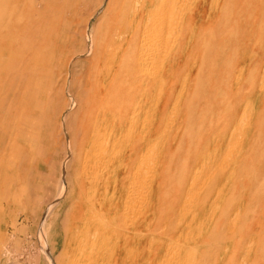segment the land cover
Returning a JSON list of instances; mask_svg holds the SVG:
<instances>
[{"label":"rangeland","instance_id":"1","mask_svg":"<svg viewBox=\"0 0 264 264\" xmlns=\"http://www.w3.org/2000/svg\"><path fill=\"white\" fill-rule=\"evenodd\" d=\"M197 1L180 4L176 15L189 27L163 30L165 40L172 37L170 53L151 62L131 89L146 96L139 132L158 113V122L171 126L158 213L151 216L162 223L138 229L141 264H264V0ZM119 6L127 12L107 15ZM140 6L141 0H0V264L108 257L123 235L117 210L125 183L137 190L127 223L143 217L155 164H145L136 179L118 175L135 127L116 136L104 130L94 149H78L83 123L100 100L92 91L99 75L89 36L126 39ZM106 49L103 60L117 57L118 49ZM125 51L133 60V49ZM133 75L131 66L123 70L115 84L121 93ZM77 94L85 102L78 112ZM156 138L162 144V130ZM205 154L212 159L201 163ZM194 170L202 173L197 180ZM204 200L203 208L215 204V215L198 219L189 237L171 234ZM134 254L130 249L126 259Z\"/></svg>","mask_w":264,"mask_h":264},{"label":"bare ground","instance_id":"2","mask_svg":"<svg viewBox=\"0 0 264 264\" xmlns=\"http://www.w3.org/2000/svg\"><path fill=\"white\" fill-rule=\"evenodd\" d=\"M118 1L119 0H113V3L118 2ZM185 1H187V0H141V6H140V8L135 10L136 11V15L134 14L135 20H134L133 24L130 26V30L126 36V39L122 40L120 37V38H117L116 40H113L110 38L111 41H108V39L106 38V35L102 36V37L100 36L102 33L101 34L99 33L100 35L96 34L94 37L89 36L88 47L90 48V51H91L90 62H93L94 68L98 69V75H99L98 81H97L99 84H96L95 88L93 87L92 91H94V94L97 95V99H100V100H99V104L96 102L93 104L94 105L93 108H92V106L90 107V108H92V113L87 116V118H86L87 120L83 123V130L86 132L85 133L86 138H84L81 145H79V147H78L79 152H82L84 149H88V148L94 149V147L100 141L99 140L100 133L104 130H108V131H110L111 134L115 135L118 133H123L124 129L127 126H131L132 128L134 126L135 127V133H134L133 139H132L131 143L127 146V148L123 151L125 167L122 171L119 172L118 175L120 177H123L124 181H126V178L128 179V177H131L132 179H136L140 175L141 170L145 164H147L151 161H153L152 163L155 164V171L153 170L154 173L151 176L153 178H152L151 182H149V184L147 185V187L145 189V193H146L145 208L144 209L143 208L139 209L140 207L138 208V210L143 209V212H141L143 217H141V218L139 217L137 220V216L135 215L137 221L134 220L131 223L129 222V224L127 223L126 218H125V214H127L131 210L133 212L134 205L136 203L135 198L137 196V190L133 189V188H129L128 184L126 185V183H125L124 187H122V189L120 191V195H119L120 201H119V207L117 210V216L122 218V219H120V222H121L120 224L122 225V228H123V231H122L123 235L121 236V240L115 245L112 254H110L106 258H99V257L90 258L89 262L91 264H141V254H142L141 245L143 243L144 237L139 234L138 229L141 228V225H144V226L148 227L150 230L151 228H153L152 226L156 227L162 223V221L158 222L155 220L152 222L151 216L153 214L156 215V213H158L155 210V208H156V205L160 203V199L156 196V193H158V190L162 186V181L164 180L163 177L165 174V173H163V169L166 166L165 162L161 161V158L164 157L163 153L165 152L166 145H167V135H168V133H170L171 126L170 125L169 126L164 125V127H163L162 124L158 122L159 120H157V118L159 117V113H158V114H155V115H157L156 120H155V124H152L150 127L148 125L146 130L144 129V131L139 132L137 130V128H138L137 122L139 120V116L141 115V113L143 111L142 101H143V99L146 98V96H145L144 89H141L142 93H140V94L133 93L131 89L134 86L133 84H135V81L140 80L139 76H141L142 74H145V75L147 74V72L149 70L148 68H149L151 62L156 61V60L158 61L159 58L163 55L166 57V53H168V51H169L168 46L171 47L170 43H172V42H170V41L172 40V37H171V39L168 38V40H165L166 38H163V36H162L163 30L168 28V29H174L173 31H177V29H178V31H180V30H185L189 27V22L187 21V19H185V17L179 18V14L176 15L178 12V9L180 8V4H183ZM191 1H194V4H197L196 3L197 0H191ZM183 5H186V2ZM124 7L125 6H119L117 8H113L110 10V12L107 15H117L119 13H124L125 11L127 12V8L124 9ZM181 8H182V6H181ZM131 12H132V10H131ZM179 13H181V12H179ZM177 19H178V21H177ZM115 31H116V29H115ZM124 31H121L118 33L120 35H123V33H125ZM174 34H176V33L174 32ZM192 38H194V37H192ZM176 43L174 42L173 43L174 45L172 44L173 50L177 48ZM107 47H113V49L119 50V51H117L118 53H117L116 58H114V59L108 58L107 59L108 61L103 60L104 57H102V56L104 55V53H106ZM128 48H130V50L133 49L132 52H135V54L133 56V60L128 59V61H126L127 57L126 58L123 57V56H125V55H123V52ZM170 51H169V53H170ZM128 52H130V51H128ZM129 55L131 56V54H129ZM122 58H124V59L122 60ZM164 59L166 60V58H164ZM163 62L164 61L161 60V63H163ZM158 63H159V61H158ZM130 66L134 69V75H133L134 81L132 83H128L129 90H127V93H125V92L121 93L122 90L120 89L119 86L118 87L115 86V84L118 81H119V83L122 82L121 79L124 78V77H122L123 70H126V68H128ZM159 67H156V70L159 69L160 72H162L160 69L161 67L160 68ZM163 69H165V68H163ZM241 69H242V67H241ZM121 70H122V72H121ZM159 70H158V73L160 74ZM125 77H127V76H125ZM147 78H148V75H147ZM144 82L142 81V83H144ZM142 86H143V84H142ZM147 86H148V83H147ZM155 87H157V86H155ZM159 90H161V89H159ZM155 91H156V89H155ZM83 92H86V91L83 90ZM137 95L138 96L142 95V96L139 99V101H138L139 97H137V102H133V101H135ZM179 96L182 97V95H179ZM85 97H88V94ZM155 98H154V100H155ZM129 100L132 102L131 103L127 102ZM177 101H178V98H177ZM72 102L76 104V106H77L76 112H78V110L81 109V107H82L84 99L79 97V95L77 94L75 101L73 100ZM179 102H180V100H179ZM84 104H85V102H84ZM176 104H177V102H176ZM166 105H168V104H166ZM174 105H175V103H174ZM165 106H163L161 108L165 109L166 108ZM72 107H74V106L72 105ZM144 107L146 108V106H144ZM157 108H158V106H157ZM175 111H177V109H175ZM152 113H154V112H152ZM178 114H179V112H177V115ZM160 116H162V114H160ZM180 121H181L180 123L183 122V117H181ZM176 128H177V126H176ZM130 130H132V129H130ZM160 130H162L163 139H164V140L162 139L163 140L161 142L162 144H160L156 138V133ZM178 137H179V134L177 132H175L173 138L171 139L172 146L176 144ZM118 140H119V138H118ZM107 142L111 143V140L107 141ZM114 145H117V143H115ZM160 145H162V149L159 152L158 149L160 148ZM210 155L211 154H205V155H202L201 157H199L201 160L200 162L202 163L203 161L211 160L212 156H210ZM214 156H215V154H214ZM156 165H159L158 168ZM82 170L84 171L85 169L83 168ZM198 173L199 172H196L194 170L193 172L190 173V177L193 180H197V177L199 179ZM187 197H186V199H187ZM204 202H205V200L202 202V204L197 203L198 205H196L194 207L193 214L188 220L187 219H186V221L184 220L185 222L184 221L182 222L179 220L178 224L176 223V225L173 227V231L171 232V234H175V233L177 234L178 232H181V235L188 236L189 233L194 230L193 225L196 223V221L198 219L200 220L203 216L207 215L208 212H209V214L215 215V211H218V210H215V204L213 205V204L209 203L208 206L206 205L207 208H203V205L205 204ZM187 206H188V203H187ZM202 208H203V210H201ZM139 214H138V216H139ZM172 220H174V219H172ZM212 220H213V218H212ZM163 222L167 223L168 221H165V219L163 218ZM178 240H180V239H178ZM130 249L135 252L131 261L126 259V254ZM194 250H195V248H194ZM196 250L198 251V249H196ZM191 251H192V249H191ZM197 251H195V252L192 251L191 254L192 253L196 254ZM179 253L180 252H178V254ZM188 253L186 255H188ZM178 254H177V257H178ZM183 256L185 257V255H183ZM192 257H195V256H192ZM186 258H188V257H186ZM184 259L185 258H183V260ZM193 259H195V258H193ZM175 261L169 260L165 264H175ZM185 261L190 263L188 261V259H185ZM191 264H194V262H192Z\"/></svg>","mask_w":264,"mask_h":264}]
</instances>
